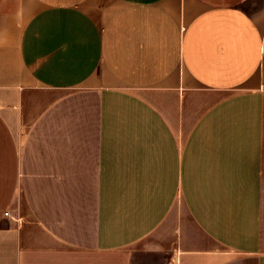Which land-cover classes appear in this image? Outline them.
Masks as SVG:
<instances>
[{"label": "crops", "instance_id": "crops-1", "mask_svg": "<svg viewBox=\"0 0 264 264\" xmlns=\"http://www.w3.org/2000/svg\"><path fill=\"white\" fill-rule=\"evenodd\" d=\"M0 264H264V0H0Z\"/></svg>", "mask_w": 264, "mask_h": 264}, {"label": "built area", "instance_id": "built-area-1", "mask_svg": "<svg viewBox=\"0 0 264 264\" xmlns=\"http://www.w3.org/2000/svg\"><path fill=\"white\" fill-rule=\"evenodd\" d=\"M5 215H7V212H5Z\"/></svg>", "mask_w": 264, "mask_h": 264}]
</instances>
